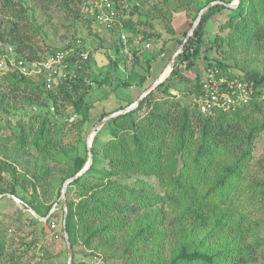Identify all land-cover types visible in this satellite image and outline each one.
Here are the masks:
<instances>
[{"label": "trees", "instance_id": "16d2710c", "mask_svg": "<svg viewBox=\"0 0 264 264\" xmlns=\"http://www.w3.org/2000/svg\"><path fill=\"white\" fill-rule=\"evenodd\" d=\"M44 1H56L68 9L74 0ZM89 1H82V9ZM124 1L126 4L127 0ZM178 1L191 4L198 0ZM216 1L224 0H206V6ZM33 8L26 0H0V40L13 45L31 61L61 49L47 50L33 41ZM123 9L121 15L126 13ZM222 9L228 11L222 28L230 45L254 47L264 42V0H241L236 8L217 4L208 9L175 59L171 75L137 108L107 122L102 129L110 132L111 139L100 149L96 147L98 139L94 140L92 166L68 187V193L74 194L75 189L77 195L68 200L66 217L72 246L81 242L89 249L99 247L109 254L106 256L116 257L117 251L111 252L112 248L120 238H125V255L143 254L148 258L145 263L129 261L130 264H264L262 245L247 240L252 224L245 225L251 207H264L261 202L264 180L254 181L249 176L255 135L264 130V101L257 102L260 93H256L248 107L214 116L201 114L195 104V109L182 105L171 93L177 77L187 80L183 68L189 71L195 65L199 46L206 36L205 22ZM83 17L92 24V18L84 12ZM122 22L129 33H138L129 20ZM155 37L162 38L159 34H148L143 40L150 42L147 38ZM129 38L130 42L134 40L130 35ZM167 41L163 39L164 49ZM177 41L183 44V40ZM139 50L133 51L134 58L140 54ZM207 62L204 72L196 76V96L208 69L218 68L225 74L230 69L221 61ZM84 75L64 82L54 91H46L42 83L18 73L0 74V110L9 113L3 104L17 101L26 110L22 116L17 115L23 118L22 122L7 131L1 141L7 145L15 143L21 149L31 145L43 155L69 154L84 143L83 132L91 113L87 99L92 89L88 76ZM259 84H264V76L256 82ZM68 108L72 113L67 112ZM254 115H258L257 119ZM7 125L11 126L9 121ZM245 125L250 129L242 130ZM74 134L77 145L69 146L67 140ZM99 155L106 160V171L99 169ZM87 162L86 153L78 154L64 181L76 176ZM142 177L156 179V185ZM11 193L16 196L14 190ZM29 204L40 219L47 218L53 208L35 196ZM168 204L176 219L175 245L167 256L152 258L158 244L168 235L166 229L160 228L163 219L159 221V206ZM234 208L239 215L236 216ZM57 220L59 217L53 213L44 224L51 225Z\"/></svg>", "mask_w": 264, "mask_h": 264}, {"label": "rangeland", "instance_id": "374dc122", "mask_svg": "<svg viewBox=\"0 0 264 264\" xmlns=\"http://www.w3.org/2000/svg\"><path fill=\"white\" fill-rule=\"evenodd\" d=\"M26 1L34 7L31 33L33 41L39 46L47 50L48 48L58 49L71 46L72 42L81 39L85 48L90 51L89 59L83 67L85 72L82 75L88 76L87 82L92 85L87 99L91 113L90 121L83 132L84 143L73 148L69 154L43 155L31 145L21 149L14 145L15 143L7 145L1 141V137L6 135L7 131L11 132L16 124L22 122L23 118L20 116L26 111L21 101H17V104L10 102V105L3 104L9 113L0 110V194L3 193L6 196L2 201L3 206L4 203L10 202L7 196H12L13 190L16 192L15 197L18 200L12 201L7 209L3 207L0 209V213L8 219L0 223V264H69L68 245L62 226L63 203L58 205V211L55 212L59 220L55 222L56 228L52 229L51 225L44 224V220L32 213L34 211L30 208L29 202L35 196L42 200L46 206L54 207L61 200L62 188L68 180L64 181V178L66 173L71 172L75 157L78 154L86 153L88 155L89 147L94 145L96 138L98 139L96 145L98 149L111 139L110 132L105 128L102 129L106 124L94 135L92 134L93 129L115 111L129 108L142 96L144 99L160 82H164L171 75V66L174 63L171 62L181 48L177 40L184 42L188 33L191 32L190 24L199 20L202 14L200 24L208 10H206V0H198L191 4L179 3L178 0H127V3L124 4L125 9H123L126 13H123L121 17L125 21L129 20L132 27L138 32L137 34L129 33L130 37L134 38L132 47L137 50L141 45H145L146 41L143 39L148 34L162 36L160 39L147 38V41L150 40L151 43L150 50H139L138 57L134 58L133 55V60H129L119 51L120 44L117 33L93 24V22L89 24L85 21L83 12L85 14L86 9H82L83 0L72 1L71 8L68 9L59 6L56 1ZM223 2L235 4L237 7L241 0H224ZM227 16L228 11L222 9L214 12L205 22L206 36L199 46L195 65L189 71L185 67L182 71L184 77L190 82L181 81V78L177 77L175 83H172L171 93L175 100L184 106H189L190 109H195L196 76L204 72L208 59L226 63L230 66V69H226L228 74L253 82V95L256 96V93H260L257 95L260 96L257 102L264 101V84L256 85L259 78L264 76V42L254 47L230 45L227 40V32L222 28ZM187 31L188 33L185 35ZM164 38L168 40L165 49L163 48ZM135 40L137 42H134ZM247 76L251 79H248ZM253 76L258 77L253 79ZM101 82H103L102 86L99 85ZM156 84L158 85L155 87ZM4 92L7 95V91L3 88ZM157 95L159 98L161 97L160 94ZM67 112L72 113V109L68 108ZM18 114L20 116H17ZM257 117L258 115L253 116L254 119ZM8 121L12 127L7 125ZM248 127L245 125L242 130H249ZM92 135L93 140L91 141ZM255 136L249 162V176L254 181L264 180V130ZM77 142L76 134L67 140L69 146L77 145ZM99 156V169L106 171V160L103 155ZM212 176L214 177V175ZM142 178L156 185V179ZM248 179L251 178L248 177ZM72 193H68L67 189V201L77 197L75 189L74 194ZM261 202L264 205V200ZM159 209L161 210L159 221L163 219L160 228L166 229L168 235L158 244L159 249L152 253V258L167 256L175 245L173 233L175 236L176 219L172 209L169 204L160 205ZM236 209L233 210L237 216L240 213ZM3 210L8 214V217L5 212H2ZM250 210L245 225L252 224V231L247 240L260 243L261 250H264V207L253 206ZM126 244L125 238L124 240L120 238L115 248H112L114 250L111 252L117 251L116 257H113L112 255L106 256L109 254L97 246L95 247L98 250L89 249L79 242L72 246L74 252L72 264H92L93 254L101 256V264H130L129 261L143 263L148 261L147 256L143 254L133 255V257L131 254L125 255ZM261 250H258L257 253H260ZM156 252H160V254L157 256ZM129 256H131L130 259Z\"/></svg>", "mask_w": 264, "mask_h": 264}, {"label": "built area", "instance_id": "2783aa9c", "mask_svg": "<svg viewBox=\"0 0 264 264\" xmlns=\"http://www.w3.org/2000/svg\"><path fill=\"white\" fill-rule=\"evenodd\" d=\"M124 4V0H90L85 9L88 17L92 18L93 24L117 33L121 53L129 60H133V51L136 48L132 47L129 32L122 22L120 13ZM150 48V42L139 47L144 51H149ZM89 56L90 51L85 48L81 39L43 59L32 61L17 52L13 45L0 40V74L18 73L35 83H42L46 91H54L64 82L80 78L85 72L83 67ZM255 97L253 82L250 80H243L225 74L218 68H211L204 73L200 83V93L195 97L194 102L201 114L213 116L217 112L233 113L246 108ZM12 198L17 200L15 196ZM58 205L53 207L51 214L58 211ZM4 220L5 216L0 213V223ZM56 226V223L51 224L52 229ZM92 259V264H101L100 255L93 254Z\"/></svg>", "mask_w": 264, "mask_h": 264}, {"label": "water", "instance_id": "95a60500", "mask_svg": "<svg viewBox=\"0 0 264 264\" xmlns=\"http://www.w3.org/2000/svg\"><path fill=\"white\" fill-rule=\"evenodd\" d=\"M217 4H221V5H224L228 8H236V5L235 4H226L222 1H216V2H213L211 4H209L206 8V10L210 9L211 7H213L214 5H217ZM202 16V14L200 15V17ZM199 17V20L195 21L194 24L192 25V29H191V32L188 33V36L187 38L185 39V41L183 42V44L181 45V48L179 49V51L177 52V54L175 55V57L173 58L172 62H174V60L176 59V57L183 51L184 49V46L185 44L187 43V41L190 39V37L192 36V34L194 33V31L197 29L198 25H199V21H200V18ZM173 70L172 66H171V71ZM161 83V82H160ZM158 84L155 85V87L157 86ZM154 88V87H153ZM152 90V89H151ZM150 90V91H151ZM148 91V92H150ZM144 96H142L141 99H139L136 103H134L133 105H131L129 108H126L125 110H121V111H117L109 116H107L99 125H97L93 131H92V134H96L105 124H107V122L111 121L112 119L120 116V115H123V114H126L132 110H134L135 108L138 107V105L140 104V101L143 99ZM93 135L91 136V141L93 140ZM91 146L89 147V151H88V162L86 163L85 167L74 177L68 179L65 183H64V186L62 188V196H61V201L63 203V206H64V217H63V222H62V226H63V233L65 235V240L67 242V245H68V251H69V256H70V259H69V264H72L73 263V257H74V252H73V247H72V244L70 243L69 241V238H68V235H67V230H66V217H67V210H68V201H67V189H68V186L70 183L74 182L75 180H77L80 176H82L84 173H86L90 167L92 166V163H93V153H92V150H91ZM33 214H36L34 212H32ZM51 215V213H50ZM50 215L45 218V219H41V220H44V222H47V220L49 219Z\"/></svg>", "mask_w": 264, "mask_h": 264}, {"label": "crops", "instance_id": "0c3cea01", "mask_svg": "<svg viewBox=\"0 0 264 264\" xmlns=\"http://www.w3.org/2000/svg\"><path fill=\"white\" fill-rule=\"evenodd\" d=\"M90 49V48H89ZM6 196L5 195H2V196H0V209L3 207V208H6L7 209V207H9V205H11V202L12 201H14V199L12 198V196H7V198H9V200H10V202H6V203H4V206H3V200H4V198H5ZM16 198V197H15ZM18 200V199H17ZM2 212H5L4 210L2 211ZM6 213V212H5ZM6 215H7V217H8V214L6 213ZM5 220H8L7 218H6V216H5Z\"/></svg>", "mask_w": 264, "mask_h": 264}, {"label": "bare ground", "instance_id": "6f19581e", "mask_svg": "<svg viewBox=\"0 0 264 264\" xmlns=\"http://www.w3.org/2000/svg\"><path fill=\"white\" fill-rule=\"evenodd\" d=\"M169 68H170V67H169ZM169 68H168V69H169ZM168 69H167V70H168Z\"/></svg>", "mask_w": 264, "mask_h": 264}]
</instances>
